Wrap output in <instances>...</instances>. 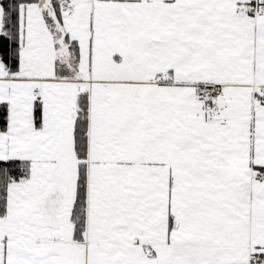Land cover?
Returning a JSON list of instances; mask_svg holds the SVG:
<instances>
[{
	"label": "snow or ice",
	"instance_id": "6c2138e0",
	"mask_svg": "<svg viewBox=\"0 0 264 264\" xmlns=\"http://www.w3.org/2000/svg\"><path fill=\"white\" fill-rule=\"evenodd\" d=\"M0 264H264V0H0Z\"/></svg>",
	"mask_w": 264,
	"mask_h": 264
}]
</instances>
